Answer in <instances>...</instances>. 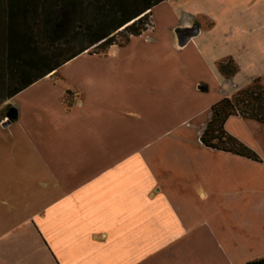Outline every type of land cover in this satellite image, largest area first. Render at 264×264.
I'll return each mask as SVG.
<instances>
[{"label": "crops", "instance_id": "crops-1", "mask_svg": "<svg viewBox=\"0 0 264 264\" xmlns=\"http://www.w3.org/2000/svg\"><path fill=\"white\" fill-rule=\"evenodd\" d=\"M255 3L162 0L140 36L83 53L7 101L17 118L0 125V264L264 257V122L224 125L259 162L199 141L213 105L264 87ZM227 60L237 70L224 77ZM203 225L213 238H191Z\"/></svg>", "mask_w": 264, "mask_h": 264}, {"label": "trees", "instance_id": "trees-1", "mask_svg": "<svg viewBox=\"0 0 264 264\" xmlns=\"http://www.w3.org/2000/svg\"><path fill=\"white\" fill-rule=\"evenodd\" d=\"M161 2L0 0V125L17 118L7 101L83 53L104 54L140 36L150 28L151 10ZM119 36L123 39L117 44ZM218 70L229 77L237 67L227 60ZM210 116L199 139L205 148L259 162L253 151L224 130L231 117L264 122V87L259 82L213 105ZM246 264H264V257Z\"/></svg>", "mask_w": 264, "mask_h": 264}, {"label": "rangeland", "instance_id": "rangeland-1", "mask_svg": "<svg viewBox=\"0 0 264 264\" xmlns=\"http://www.w3.org/2000/svg\"><path fill=\"white\" fill-rule=\"evenodd\" d=\"M264 0H256V3L255 5L253 6L254 7V11L255 12H264ZM149 20V19H148ZM150 24H151V18H150ZM151 27V26H150ZM149 29V28H148ZM122 37L119 36V37H116L115 39V42L117 44L121 43L122 42ZM94 53L96 54H99L100 52H96V51H93ZM3 109H4V105L0 107V114L3 112ZM1 116V115H0ZM1 119V118H0ZM2 127V126H1ZM5 134L7 135V133L1 131L0 132V142L2 140H7L8 138L5 137ZM8 137V135H7ZM191 233L190 237L191 238H203V239H211L213 238L212 237V232L209 228V226H206V225H203L201 229H190L189 230ZM211 232V233H210ZM208 243V242H207ZM208 246L210 247V249H212L214 246H213V241H210L209 240V243H208ZM182 246L181 245H174V246H170L169 250H165V252H170L174 249V251H178V249H180ZM181 253H197V250L193 249V248H189V246H185L184 248H182V250L180 251Z\"/></svg>", "mask_w": 264, "mask_h": 264}, {"label": "water", "instance_id": "water-1", "mask_svg": "<svg viewBox=\"0 0 264 264\" xmlns=\"http://www.w3.org/2000/svg\"><path fill=\"white\" fill-rule=\"evenodd\" d=\"M2 127H5V124H1Z\"/></svg>", "mask_w": 264, "mask_h": 264}]
</instances>
